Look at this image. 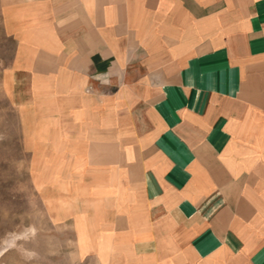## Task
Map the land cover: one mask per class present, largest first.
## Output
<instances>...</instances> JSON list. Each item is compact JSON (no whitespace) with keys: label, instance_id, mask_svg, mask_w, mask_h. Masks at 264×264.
<instances>
[{"label":"crops","instance_id":"crops-1","mask_svg":"<svg viewBox=\"0 0 264 264\" xmlns=\"http://www.w3.org/2000/svg\"><path fill=\"white\" fill-rule=\"evenodd\" d=\"M5 16L54 115L44 144L84 263L264 264V0H20Z\"/></svg>","mask_w":264,"mask_h":264},{"label":"rangeland","instance_id":"rangeland-1","mask_svg":"<svg viewBox=\"0 0 264 264\" xmlns=\"http://www.w3.org/2000/svg\"><path fill=\"white\" fill-rule=\"evenodd\" d=\"M17 1L0 0V264H93L78 256L83 226L68 210L56 150L44 144L54 115L29 90L20 42L4 24Z\"/></svg>","mask_w":264,"mask_h":264}]
</instances>
